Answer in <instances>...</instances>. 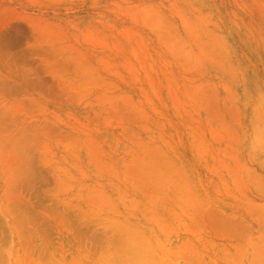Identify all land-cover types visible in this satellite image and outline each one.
Masks as SVG:
<instances>
[{"label":"rangeland","instance_id":"rangeland-1","mask_svg":"<svg viewBox=\"0 0 264 264\" xmlns=\"http://www.w3.org/2000/svg\"><path fill=\"white\" fill-rule=\"evenodd\" d=\"M264 0H0V264H264Z\"/></svg>","mask_w":264,"mask_h":264},{"label":"bare ground","instance_id":"bare-ground-1","mask_svg":"<svg viewBox=\"0 0 264 264\" xmlns=\"http://www.w3.org/2000/svg\"><path fill=\"white\" fill-rule=\"evenodd\" d=\"M258 149H264V137H260L257 143Z\"/></svg>","mask_w":264,"mask_h":264}]
</instances>
